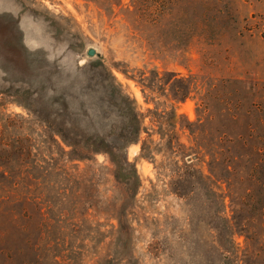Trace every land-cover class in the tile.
Instances as JSON below:
<instances>
[{"label": "rangeland", "instance_id": "obj_1", "mask_svg": "<svg viewBox=\"0 0 264 264\" xmlns=\"http://www.w3.org/2000/svg\"><path fill=\"white\" fill-rule=\"evenodd\" d=\"M108 67L146 130L133 199L29 111L35 91L99 98ZM0 264H264V0H0Z\"/></svg>", "mask_w": 264, "mask_h": 264}, {"label": "trees", "instance_id": "obj_2", "mask_svg": "<svg viewBox=\"0 0 264 264\" xmlns=\"http://www.w3.org/2000/svg\"><path fill=\"white\" fill-rule=\"evenodd\" d=\"M127 76L135 78L133 75ZM165 80L167 83L165 82L161 89L168 91L162 96L166 97L172 105L186 100L192 94L193 86L190 77L180 78L167 71ZM139 82L145 93L155 91L147 77L143 76ZM100 84L102 93L99 98L76 97L75 90L77 89L71 87L64 92L54 91L50 102L45 103L40 92L35 91L32 96L34 105L29 108V111L43 122L53 138L56 139L59 136L62 141L57 142L61 144L63 152L74 155L77 160H87L98 153H105L114 165L116 178L126 185L130 192L129 196L133 199L139 189L141 179L136 164L129 160L127 151L132 143L141 140V135L146 131L141 116L142 111L137 101L114 76L110 67H108V79L104 77ZM73 98L78 100L77 110L75 108L72 110ZM155 98L152 97L151 100L157 103ZM113 107L117 109L121 117L118 127L110 125L108 121L110 109ZM158 108L156 104L155 109ZM155 109L149 108V110ZM175 114L178 117L176 111ZM107 128L108 138L105 133ZM29 140V138H23V144L28 145ZM62 143L69 149L66 150ZM4 148L10 151V145L7 142Z\"/></svg>", "mask_w": 264, "mask_h": 264}, {"label": "water", "instance_id": "obj_3", "mask_svg": "<svg viewBox=\"0 0 264 264\" xmlns=\"http://www.w3.org/2000/svg\"><path fill=\"white\" fill-rule=\"evenodd\" d=\"M95 53H96V50L94 48H90L88 51V54L91 56L95 55Z\"/></svg>", "mask_w": 264, "mask_h": 264}]
</instances>
